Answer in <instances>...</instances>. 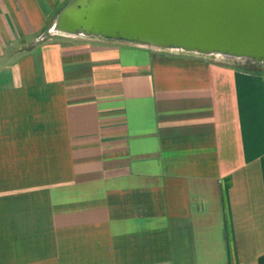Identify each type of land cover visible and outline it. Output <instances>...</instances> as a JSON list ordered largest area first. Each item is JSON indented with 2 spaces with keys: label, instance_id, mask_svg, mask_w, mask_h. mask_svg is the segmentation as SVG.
<instances>
[{
  "label": "crops",
  "instance_id": "crops-1",
  "mask_svg": "<svg viewBox=\"0 0 264 264\" xmlns=\"http://www.w3.org/2000/svg\"><path fill=\"white\" fill-rule=\"evenodd\" d=\"M0 0V264H264V65L47 33Z\"/></svg>",
  "mask_w": 264,
  "mask_h": 264
},
{
  "label": "water",
  "instance_id": "water-1",
  "mask_svg": "<svg viewBox=\"0 0 264 264\" xmlns=\"http://www.w3.org/2000/svg\"><path fill=\"white\" fill-rule=\"evenodd\" d=\"M47 33L264 65V0H68Z\"/></svg>",
  "mask_w": 264,
  "mask_h": 264
},
{
  "label": "rangeland",
  "instance_id": "rangeland-1",
  "mask_svg": "<svg viewBox=\"0 0 264 264\" xmlns=\"http://www.w3.org/2000/svg\"><path fill=\"white\" fill-rule=\"evenodd\" d=\"M218 58H220L221 60H228L229 62H233V63H236L238 65H243V66H247V67H255V65H250L249 63L251 61L249 60H243V59H232V58H226V57H223V56H217Z\"/></svg>",
  "mask_w": 264,
  "mask_h": 264
}]
</instances>
